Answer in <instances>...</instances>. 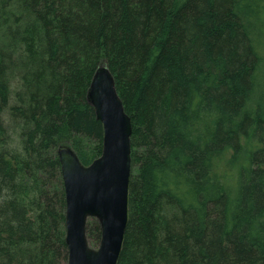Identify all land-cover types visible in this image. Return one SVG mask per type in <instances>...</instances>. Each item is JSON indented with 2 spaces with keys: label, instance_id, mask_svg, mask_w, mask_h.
<instances>
[{
  "label": "trees",
  "instance_id": "obj_1",
  "mask_svg": "<svg viewBox=\"0 0 264 264\" xmlns=\"http://www.w3.org/2000/svg\"><path fill=\"white\" fill-rule=\"evenodd\" d=\"M100 67L133 125L118 264H264V0H0V264L68 263L57 151L101 157Z\"/></svg>",
  "mask_w": 264,
  "mask_h": 264
},
{
  "label": "water",
  "instance_id": "obj_2",
  "mask_svg": "<svg viewBox=\"0 0 264 264\" xmlns=\"http://www.w3.org/2000/svg\"><path fill=\"white\" fill-rule=\"evenodd\" d=\"M87 100L103 127L101 157L87 167L72 148L57 151L66 198L67 264H118L129 223L132 119L105 67L95 73ZM89 219L101 227L98 248L89 244Z\"/></svg>",
  "mask_w": 264,
  "mask_h": 264
},
{
  "label": "rangeland",
  "instance_id": "obj_3",
  "mask_svg": "<svg viewBox=\"0 0 264 264\" xmlns=\"http://www.w3.org/2000/svg\"><path fill=\"white\" fill-rule=\"evenodd\" d=\"M93 247V246H92ZM94 248V247H93Z\"/></svg>",
  "mask_w": 264,
  "mask_h": 264
}]
</instances>
